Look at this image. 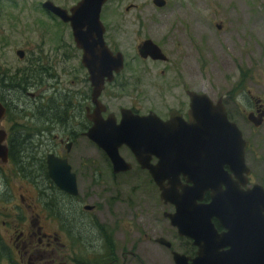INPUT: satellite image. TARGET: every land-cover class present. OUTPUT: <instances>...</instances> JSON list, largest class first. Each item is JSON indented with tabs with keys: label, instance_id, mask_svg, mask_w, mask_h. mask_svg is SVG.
<instances>
[{
	"label": "flooded vegetation",
	"instance_id": "flooded-vegetation-1",
	"mask_svg": "<svg viewBox=\"0 0 264 264\" xmlns=\"http://www.w3.org/2000/svg\"><path fill=\"white\" fill-rule=\"evenodd\" d=\"M79 1H39L35 7L45 15L53 31L51 53L30 58L25 66L14 71L0 67V107L3 110L0 118V131L3 132L1 146L6 150V162L0 163V216L5 218L0 219V264H119V256L121 264H124L126 257H135L132 252H120L118 249L116 240L119 224L123 222L130 228L129 232L138 235L137 238H141L143 243L163 247L169 253L171 261L172 252L193 259L205 244L201 237L209 236L206 228L200 231L203 235L199 233V219H208L216 235L227 232L222 224V217L205 218L198 214L199 208L210 204L212 199H219L221 206H235L252 196L248 190L254 185L258 186V200L263 199L264 165L258 183L252 181V170L246 163L249 142L237 126L235 118L245 121L253 129L263 126L264 100L255 98L248 91L243 93L242 90L237 91L238 94L232 91L227 96L210 97L193 88L180 85V89H176L163 85L161 89L172 100L171 105L163 112L158 113L150 108L142 112L135 105L111 110L113 100L118 95L149 94L151 87H155V83L150 84V80L166 79L175 60L163 49L162 40L155 41L145 36L138 39L139 35L132 39L133 54L127 56L117 50L115 39L126 34V26L144 21V16L138 20L136 15L146 12L147 18L154 13L162 17L169 15L168 18L165 17L169 19L173 16V10L167 12L169 0H159L161 6H157L155 0H150V8H139L131 0H106L97 17L103 28L102 41L112 55H121L122 67L117 73L110 72V78L100 76L102 88L95 101L101 122L108 119L107 126L113 123L117 125L121 110H128L137 116L154 114L165 124L170 121L168 130H171L174 129V124L180 125L177 122L179 120L188 124L190 95L203 94L213 106L217 102L222 105L227 120L235 124L246 142L244 165L248 174L233 173L228 166L223 165L222 171L226 178H218L221 180L219 185L215 184L216 180L211 173H205L203 169L196 167L197 163L192 167L190 159L195 154L192 147H182L180 152L171 154L170 158L177 160L175 167L162 164L159 173L161 185L167 189L171 202L167 196L160 198L159 188L150 173L140 167L127 147L122 145L117 152L130 168L114 172L104 152L85 136L93 124L95 104L91 98L87 70L81 65L84 53L73 39L70 22L62 21L43 7L45 2H49L52 7L64 11L66 16H71L70 10ZM147 18V22L160 19ZM90 19L93 22L94 16ZM76 26L80 27L81 24L77 23ZM215 26L220 28V25ZM171 30L173 29L169 27L160 39H171ZM91 35L93 38L89 43L92 48L94 33ZM146 41L155 45L164 59L140 55L139 49ZM86 53L90 55L89 61H100V58H95L97 50L94 47L87 49ZM16 58L21 61L24 54L21 58ZM62 63L76 64L75 70L70 71L77 72L78 79L74 78L68 83L62 81L61 75H70L65 73L69 70L66 71L64 67V71H56L54 65ZM242 77L243 74L238 72L240 81L237 84L241 83ZM171 78L174 80L176 73ZM17 95L19 97L16 98ZM224 102H228L236 114L230 115ZM164 131L166 135L167 130ZM173 131L176 132L174 129L170 133ZM79 140H84L95 148L99 156L94 158L97 163L90 162L82 151L75 153ZM181 146L182 144L178 148ZM164 154L166 157V150ZM47 155L65 160L69 172L74 175L75 194L59 190L49 180L45 163ZM156 160L151 155L148 163L154 165ZM11 185L14 192L9 189ZM176 211L175 219H179L181 223L183 219H195L191 233L196 239L179 234L170 224L169 215ZM230 219L236 220L237 217ZM50 222L61 226H58L57 231H45L44 225ZM168 231L181 244L179 249L172 250L170 243L163 237ZM241 235L242 232H234L232 239L226 238L224 246L218 247V251L229 252L231 249L244 248L246 240L244 242ZM160 239L169 246H164Z\"/></svg>",
	"mask_w": 264,
	"mask_h": 264
},
{
	"label": "rangeland",
	"instance_id": "rangeland-1",
	"mask_svg": "<svg viewBox=\"0 0 264 264\" xmlns=\"http://www.w3.org/2000/svg\"><path fill=\"white\" fill-rule=\"evenodd\" d=\"M39 1L41 0H0V67L2 69L8 71L21 69L30 58L51 53L53 31L45 15L35 7ZM131 1L139 8H150V0ZM169 2L170 5L166 7L167 12L173 10V16L169 19H167L169 15L162 17L154 13L147 18L146 12L140 16L136 15L135 18L138 20L144 16V21H138L140 24L133 22L131 26H126V34L117 37L114 42L118 47L117 50L128 56L133 54L132 39H136L139 35L138 39L145 36L155 41L162 40L163 49L175 59L173 68L169 70L166 79L150 80V84L155 83V87H151L149 94L118 95L110 109L135 105L142 112L148 108L158 113L163 112L172 103L161 89L163 85L176 89H180V85L193 88L210 97L227 96L232 91L238 94L237 91L242 90L243 93L248 91L255 98L260 97L264 100V92H262L264 91V0H169ZM144 4L145 6H142ZM145 18L160 19L147 22ZM215 25H220V28L217 29ZM169 27L173 29L169 36L173 37L160 39ZM16 50L23 52V60L16 58L14 55ZM54 66L57 72L64 71L63 67L66 71L69 70L65 73L70 75H61L64 82L68 83L79 77L77 72L70 71L75 70L77 65L74 63ZM238 72L243 74L239 84H237L240 81ZM175 73L176 78L172 80L171 76ZM140 82L142 83L141 80ZM234 87L235 90L232 89ZM224 103L230 115L236 114L228 102ZM235 119L243 136L249 142L246 163L252 170L251 180L258 183L264 165V125L253 129L245 121ZM79 151L85 153L90 162L97 163L94 159L99 158L97 151L88 142L79 140L75 153ZM0 179H2L1 175ZM9 189L14 192L12 185ZM0 219L5 218L0 216ZM125 224L126 222L119 224L120 230L116 240L118 249L120 252H132L135 258L126 257L124 264H173L169 253L163 247L143 243L141 238H137L138 235L129 232L130 228ZM58 226L61 224L50 222L44 225V230L57 231ZM163 237L170 243L172 250L181 247L169 231ZM119 264H121L120 256Z\"/></svg>",
	"mask_w": 264,
	"mask_h": 264
},
{
	"label": "water",
	"instance_id": "water-1",
	"mask_svg": "<svg viewBox=\"0 0 264 264\" xmlns=\"http://www.w3.org/2000/svg\"><path fill=\"white\" fill-rule=\"evenodd\" d=\"M105 1L80 0L70 10L71 16H66L64 11L52 7L49 2L43 4L46 10L51 11L62 21L70 22L73 39L78 48H81L84 53L81 65L87 70L88 81L91 86V98L95 104L94 116H92L93 124L85 133L86 138L104 152L114 172L118 170L126 171L130 168L129 164L117 152L120 146L127 147L140 167L148 170L159 188L160 198L163 199L166 196L168 199V191L161 185L159 174L161 166L162 164H168L175 167L177 160L170 158V155L175 154L177 151L180 152L182 147L184 149H191L192 147V152H195L194 157L190 159L192 167L197 163L196 167L203 169L205 173H211L216 180V185L221 182L218 178H223V176L226 178L225 173L222 171L223 165L228 166L233 173L239 174L240 172L247 175L248 169L244 165L246 142L242 139L241 133L235 124L227 120L222 105L217 102L213 106L203 94L190 95L189 122L185 124L180 120L177 121L180 125L174 124L173 126L176 132L170 133L174 129L168 130L171 125L170 121L166 124L162 123L159 118L151 113L146 116H137L131 114L128 110H121L120 121L117 125L113 123V125L107 126L109 124L108 119L101 122L98 117V105L95 101L102 88V77L100 76L110 78V72L117 73L122 67L121 55L119 53L112 55L102 41L103 28L97 17L99 9ZM158 1L155 0L156 5L161 6ZM92 16H94L93 22L90 19ZM77 23L81 26H76ZM91 33H94V43H92L94 46L92 48L94 47L97 50L96 56H92L100 58L98 62L89 61L90 55L86 53L87 49H92L89 43L93 38ZM139 54L142 56L148 55L152 59H164L158 48L150 41L143 43L139 49ZM22 55L21 50L15 51L16 57L21 58ZM2 115L3 110L0 107V118ZM254 125L257 126V123L254 122ZM164 129L167 130L166 135ZM2 140L3 132L0 131V163H5L6 150L1 146ZM181 144L182 146L178 148ZM164 146L167 147L164 148ZM165 150L166 157L164 156ZM151 155L157 159L154 165L148 163ZM45 163L49 180L59 190L75 194L74 175L69 172L65 160L47 155ZM225 188H228L227 185H225ZM230 188L232 189L231 186ZM248 191L252 196L235 204V206H221L218 202L219 199H212L210 204L199 208L198 214L205 216V218L215 216L220 219L222 217V224L227 228V232L216 235L208 219H199L197 222L199 233L205 228L209 233V236L200 233L203 235L201 238L205 241V244L199 248L196 257L193 259L172 252L173 263L264 264V190H262V200H258L257 185H254ZM168 200L171 202L170 199ZM172 203L176 204L175 201H172ZM176 213L177 211L169 215L170 224L178 230L179 234L196 239L191 233L195 219H183L181 223L179 219H175ZM234 217H237V221L230 219ZM232 225L235 227L231 228ZM234 232H242L241 238L244 242L246 240L244 248L241 247L243 250L231 249L229 252H219L218 247L224 246L227 241L226 238L232 239ZM159 241L165 244L164 246H169L168 243H164V240L160 239Z\"/></svg>",
	"mask_w": 264,
	"mask_h": 264
}]
</instances>
